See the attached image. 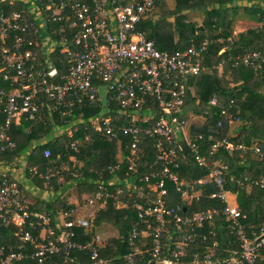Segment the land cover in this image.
Masks as SVG:
<instances>
[{
    "label": "built area",
    "instance_id": "2783aa9c",
    "mask_svg": "<svg viewBox=\"0 0 264 264\" xmlns=\"http://www.w3.org/2000/svg\"><path fill=\"white\" fill-rule=\"evenodd\" d=\"M158 1L17 0L28 7L20 11L0 9V77L12 87L10 91L0 88V155L15 148L9 135L15 121L23 116L30 121L41 119L39 113L47 107L42 98L53 100L55 111H59L66 100L69 109L86 100L103 102L106 107L115 102L121 114L130 117L131 125L113 124L111 116L103 112L91 120L92 128L108 141L120 133L131 137L127 156L131 171L138 156V145L143 139L154 140L152 149L157 167L144 179L132 176L117 183L115 195L99 183L97 190L77 201L74 207L59 212L58 220L31 212L19 181L8 169H0V228L12 226L17 238L16 244L0 245V264H81L85 254L89 264H111V259L101 256L107 241L98 234L86 243L76 241L74 229H88L95 212L105 209L113 195L117 209L131 208L138 219L126 242L129 252L122 256L127 264H258L263 259L264 223L258 226L241 223L246 216L230 202V192L225 187L228 165L221 160L211 163L200 155V146L187 120L179 118L188 79L205 70L207 42L197 49L168 53L157 50L152 41L137 31L142 18ZM50 23H66L73 31L74 47L71 48L67 45L65 30H59L58 44L69 59L66 79L62 83L52 80L55 70L49 65L48 55L54 40L45 35L46 25ZM240 63L259 70L264 66V55L248 52L234 64ZM100 79L109 85L104 91L94 82ZM209 103L216 105L217 101L212 98ZM152 107L158 110V115ZM61 115L67 113L63 111ZM154 118V122H148ZM137 120H142L144 126L138 127ZM226 120L228 126L237 123L232 114H227ZM222 126L223 122H217V127ZM236 137L237 134L231 136ZM212 140L211 153L224 149L231 155L236 148H242L227 138ZM181 142L188 146L196 164L208 169L206 176L197 180L180 177L176 169L184 158L179 155ZM69 147L77 152V141L71 142ZM43 155L49 158L50 151L44 150ZM68 169L64 165L55 173ZM113 170L110 169V173ZM45 173L48 178L53 170L47 169ZM137 180L147 183L149 191L137 185ZM151 180L156 182L150 183ZM243 182H249L248 178ZM167 183L180 195L183 205H170ZM249 185L264 188V178L251 180ZM208 186L214 189L206 193L203 187ZM126 190L127 198L134 195L138 201H124ZM202 198L217 201L221 206L184 213L185 206L200 203ZM218 217L224 218L229 230L236 234L239 249L231 250L225 259H214L219 251L218 241L213 239L207 250L200 253L190 250L199 239L209 240L198 235V230ZM38 228L39 233L34 235ZM148 240L149 247L145 244Z\"/></svg>",
    "mask_w": 264,
    "mask_h": 264
},
{
    "label": "trees",
    "instance_id": "16d2710c",
    "mask_svg": "<svg viewBox=\"0 0 264 264\" xmlns=\"http://www.w3.org/2000/svg\"><path fill=\"white\" fill-rule=\"evenodd\" d=\"M42 2L43 0H39ZM172 7L159 0L156 7L145 15L137 26V31L147 40L154 43L155 48L162 52L173 53L189 48H200L207 42L204 54L205 70L194 77H190L185 85L180 119H188V113L202 116L204 124L193 127L192 135L196 136V143L200 146V155L205 156L209 162L221 160L228 165L226 189L237 196V202L242 214L246 216L241 223L260 225L264 219V188L253 186L250 191L245 189L251 180L264 176V66L259 70L243 64H234L248 52H260L264 55V0H172ZM22 4H10L8 1L0 2V9L7 11H20ZM237 16L243 17L255 24L242 32L235 34ZM60 29L65 30L67 45L74 47L71 41L72 32L67 24L50 23L45 30V35H50L57 46L52 47L49 56V65L55 70L52 80L62 83L66 79L69 59L61 52ZM54 45V44H53ZM39 51V50H38ZM220 65V71L217 68ZM97 87L107 88L102 79L94 80ZM0 88L10 91V82L0 77ZM102 94V93H101ZM102 96V95H101ZM215 98L216 105H210V100ZM42 101L47 104L40 111L41 119L30 121L22 117L19 125H12L9 135L15 143V148L0 155V160L7 164L18 165L22 156L26 157L25 175L31 185L39 190L57 192L63 185H72L69 193L76 196L91 194L98 189L99 183L106 185V191L116 194L118 186L123 180L132 176L144 179L153 168L155 153L152 149L154 140L146 139L138 145V156L135 167L129 170L127 156L131 147V137L120 133L117 138L108 141L99 135L91 126V120L100 113L111 116L113 124L129 126L130 117L121 114V108L115 102H110L106 107L103 102L83 101L75 104L71 109L65 105L59 111L53 109L54 101L45 97ZM155 115L158 110L152 107ZM67 115L62 116L61 112ZM131 113V112H129ZM224 113V114H223ZM232 114L235 122L240 123L236 138H231L233 126H228L226 115ZM156 118L148 122H154ZM223 122L222 127H217V122ZM142 120H137L138 127L144 126ZM68 131L70 134H68ZM201 136L202 139H198ZM211 138V140H210ZM213 139L227 138L236 148L231 155L224 149L211 153L209 147ZM77 141L78 150L74 152L69 147L71 142ZM178 171L180 177L186 180H197L208 174L207 168L199 167L192 152L181 142ZM44 150L50 151L49 158L43 155ZM258 150V152H257ZM74 161H71L70 158ZM79 163L80 165L76 164ZM68 166V171L55 173L62 166ZM36 170V174L34 173ZM52 169L53 173L46 178L45 172ZM110 169H114L110 173ZM75 174L76 176H74ZM249 182H243L244 178ZM156 182L151 180L150 183ZM145 191H149L147 183L136 181ZM246 184V185H245ZM170 191L168 202L170 205H183L180 195L175 193L173 186L167 183ZM124 188V186H122ZM206 193L214 187H203ZM124 201H138L135 197H126ZM108 199L105 209L95 212L88 229H74L75 240L89 242L96 234V228L104 222L111 224L118 231V237L109 239L101 256L111 259V264H127L122 256L129 252L126 244L133 224L138 219L131 208L116 209L115 196ZM154 196L155 193L152 192ZM25 196V194H24ZM26 198V196H25ZM140 202H142L139 199ZM143 203V202H142ZM211 206H221L217 201L203 199L200 203L185 206L186 214L197 210H206ZM30 206L33 213H45L51 220L60 210L70 209L72 206L63 201L60 196L52 203H47L46 208ZM32 220H35L34 218ZM228 222L221 217L214 221L206 222L199 230L198 235L206 236L209 240L199 239L190 250L200 253L211 246V241H218V257L230 256L231 250H238L239 243L235 233L228 228ZM40 228L34 231L39 233ZM213 234V235H212ZM165 242V240L163 239ZM14 228H0V245L16 244ZM147 247L150 240L145 241ZM82 255V253H79ZM77 254V255H79ZM75 255V254H74ZM147 257V255H146ZM81 264H89L85 254ZM259 264H264V259Z\"/></svg>",
    "mask_w": 264,
    "mask_h": 264
},
{
    "label": "crops",
    "instance_id": "0c3cea01",
    "mask_svg": "<svg viewBox=\"0 0 264 264\" xmlns=\"http://www.w3.org/2000/svg\"><path fill=\"white\" fill-rule=\"evenodd\" d=\"M6 1H8L10 4H19L18 2H17V0H6ZM24 6H26V7H28V5H26V4H24ZM245 19V18H244ZM247 20V19H246ZM247 22H249V27L248 28H250V27H253V26H255V24L253 23V22H251V21H249V20H247ZM237 23H238V21H237ZM237 23H236V29H235V34L237 33V32H242V31H244V30H246L247 28H245V29H238V27H237ZM253 24V25H252ZM219 71H220V69H219ZM21 119H22V117L21 118H19L17 121H15V124L14 125H19L21 122ZM204 118L202 117V116H195V115H193V113H188V119H187V122H188V124H189V130H190V132L192 133V131H193V127H196V126H202L203 124H204ZM241 123V122H240ZM240 123H236L235 124V126L233 127V133L234 134H237L238 133V126L240 125ZM242 124V123H241ZM68 134H70V132L68 131ZM70 160L71 161H74V159L71 157L70 158ZM26 162H27V159H26V157H24V156H22L21 157V159L18 161V165H15V167H13L12 165H10V164H7V163H5V162H2L1 160H0V169H8L9 171H10V174L13 176V177H15V179H17L18 181H19V183H20V185H21V187H22V189H23V192H24V194H25V196H26V199L28 200V202H29V204H30V206H34V207H36L37 206V204H39V207H42V209L44 210L45 208H46V205H47V203H52L54 200H57V197L58 196H60V198L63 200V201H65L66 203H68L69 205H71L72 207H74V205H75V203L77 202V200H76V198H77V196H74L72 193H69V191H70V189L72 188L71 186L72 185H63L62 186V188L59 190V191H57V192H53V191H47V190H39V189H37L34 185H31V184H29V180L28 179H26V175H25V166H26ZM75 162V161H74ZM76 164H78V165H80L79 163H77L76 162ZM261 177H263L264 178V176H259L257 179H259V178H261ZM257 179H255V180H257ZM246 185V184H245ZM24 186L26 187V188H24ZM246 189V191L247 192H249L250 191V188H252V187H250V185L248 186V185H246V187H245ZM30 192H29V191ZM68 192V193H67ZM229 200H230V202H232L233 204H235V205H237L238 206V202H237V196L235 195V194H233V193H230V195H229ZM38 207V208H39ZM239 207V206H238ZM59 212H60V210L59 211H57L56 212V220H58L59 219V216H58V214H59ZM35 214H43V215H47V214H45V213H35ZM262 223H264V219H263V221H262ZM261 223V224H262ZM260 224V225H261ZM255 226V225H254ZM258 226V225H257ZM97 234V233H96ZM263 259H264V257H263ZM263 259L260 261V262H262L263 261ZM259 262V263H260ZM258 263V264H259Z\"/></svg>",
    "mask_w": 264,
    "mask_h": 264
},
{
    "label": "rangeland",
    "instance_id": "374dc122",
    "mask_svg": "<svg viewBox=\"0 0 264 264\" xmlns=\"http://www.w3.org/2000/svg\"><path fill=\"white\" fill-rule=\"evenodd\" d=\"M165 4L166 6L168 7H172V4H173V1L172 0H165ZM237 27L238 29H245V28H248L249 26V22H247L246 19H244L243 17H240V16H237ZM49 25V24H48ZM48 25H46V28L48 27ZM253 25V24H252ZM57 46L56 43H54L53 47ZM60 46V45H59ZM26 177V176H25ZM26 179H28L26 177ZM30 184V182H29ZM24 188H26L24 186ZM29 191V190H28ZM71 191V189H70ZM30 192V191H29ZM68 193V192H67ZM74 196L75 193H73ZM87 194H82L81 196H77L76 200L77 201H80L82 198L86 197ZM117 206V205H116ZM117 209V208H116ZM90 213H91V207H90ZM88 213V214H90ZM87 217H89L90 215H86ZM91 222V221H90ZM96 233L106 242H108L109 239H112V238H117L118 237V231L115 227H113L111 224L109 223H106L104 222L103 224H101L100 227H97L96 228Z\"/></svg>",
    "mask_w": 264,
    "mask_h": 264
}]
</instances>
